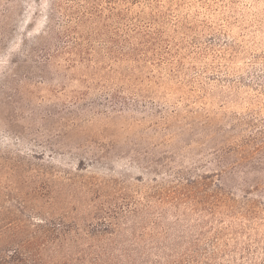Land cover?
Segmentation results:
<instances>
[{"label":"rangeland","instance_id":"rangeland-1","mask_svg":"<svg viewBox=\"0 0 264 264\" xmlns=\"http://www.w3.org/2000/svg\"><path fill=\"white\" fill-rule=\"evenodd\" d=\"M53 1L0 0L8 248L264 264V0H99L106 80L39 56Z\"/></svg>","mask_w":264,"mask_h":264},{"label":"trees","instance_id":"trees-1","mask_svg":"<svg viewBox=\"0 0 264 264\" xmlns=\"http://www.w3.org/2000/svg\"><path fill=\"white\" fill-rule=\"evenodd\" d=\"M103 13V8L99 0H55L49 9L48 25L45 36L41 41L39 56L45 61L48 67L50 64L62 70L83 66L91 74L100 73L105 78L103 70L104 60L107 55H113L112 47L101 44L97 39L103 34L102 25L99 24ZM131 30V29H130ZM129 52L122 51L121 55ZM117 62L120 57H110ZM124 60V59H123ZM48 62V63H47ZM45 65V67H46ZM86 79V78H85ZM90 81L97 84V81ZM87 87V86H86ZM62 88L64 89L63 85ZM106 84H101L95 95L96 100L88 98V89H80L74 92L64 105H131L127 96L121 90L111 88ZM98 99V100H97ZM6 214V213H5ZM5 222V221H4ZM56 222H52L50 229H55ZM5 230L0 232V264H137L133 254L130 253H101L96 254L92 260L85 262L83 256L75 257L68 253H61L52 250L35 253H16L10 250L8 233L6 232L7 223L3 224ZM47 242V240H45ZM27 255V257H26ZM141 258V259H140ZM142 260L145 257H140ZM195 258L191 261H179L177 264H198ZM207 263V261H206Z\"/></svg>","mask_w":264,"mask_h":264}]
</instances>
